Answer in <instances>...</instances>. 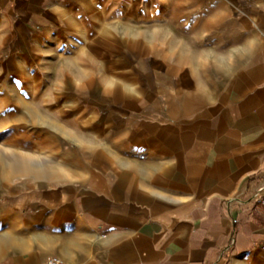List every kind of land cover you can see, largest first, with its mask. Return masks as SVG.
I'll return each mask as SVG.
<instances>
[{"label":"crops","instance_id":"0c3cea01","mask_svg":"<svg viewBox=\"0 0 264 264\" xmlns=\"http://www.w3.org/2000/svg\"><path fill=\"white\" fill-rule=\"evenodd\" d=\"M0 84V264H264V0H0Z\"/></svg>","mask_w":264,"mask_h":264},{"label":"rangeland","instance_id":"374dc122","mask_svg":"<svg viewBox=\"0 0 264 264\" xmlns=\"http://www.w3.org/2000/svg\"><path fill=\"white\" fill-rule=\"evenodd\" d=\"M13 87L8 85L6 86L0 84V93H12L11 90ZM2 89V91H1ZM25 105L20 104L19 113L20 116L16 115V105L14 101L4 102L1 100L0 96V156L7 157H31V156H47L48 155V146L52 144H24L31 142L32 135H37L32 127L38 128L41 126L45 120V116H42L39 111L36 110V117L30 116L29 112L31 108V102L24 100ZM38 109V108H37ZM18 118V119H17ZM18 120V121H17ZM25 128L27 130H25ZM38 145L39 150H38Z\"/></svg>","mask_w":264,"mask_h":264},{"label":"built area","instance_id":"2783aa9c","mask_svg":"<svg viewBox=\"0 0 264 264\" xmlns=\"http://www.w3.org/2000/svg\"><path fill=\"white\" fill-rule=\"evenodd\" d=\"M238 200L241 201V199H238ZM257 200L260 203L264 204V193L257 196ZM36 264H68V263H66L60 257L53 255V256L47 257L44 261L36 263Z\"/></svg>","mask_w":264,"mask_h":264}]
</instances>
